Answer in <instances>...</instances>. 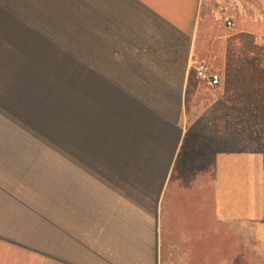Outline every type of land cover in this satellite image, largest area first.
Returning a JSON list of instances; mask_svg holds the SVG:
<instances>
[{"label": "rangeland", "instance_id": "1", "mask_svg": "<svg viewBox=\"0 0 264 264\" xmlns=\"http://www.w3.org/2000/svg\"><path fill=\"white\" fill-rule=\"evenodd\" d=\"M223 47L205 57L227 91L264 80L263 33ZM88 99L76 92V35L0 33V264H264V226L255 240L241 233L245 256L232 245L225 256L215 232L201 255L191 233L169 238L152 121ZM241 146L264 154V135L241 123Z\"/></svg>", "mask_w": 264, "mask_h": 264}, {"label": "crops", "instance_id": "2", "mask_svg": "<svg viewBox=\"0 0 264 264\" xmlns=\"http://www.w3.org/2000/svg\"><path fill=\"white\" fill-rule=\"evenodd\" d=\"M263 24L264 0H0V33L76 35L80 97L152 121L166 161L162 226L191 233L200 255L210 232L225 256L230 245L246 255L241 233L264 226V154L242 150L225 82L198 80L193 57L218 72L208 50Z\"/></svg>", "mask_w": 264, "mask_h": 264}, {"label": "trees", "instance_id": "3", "mask_svg": "<svg viewBox=\"0 0 264 264\" xmlns=\"http://www.w3.org/2000/svg\"><path fill=\"white\" fill-rule=\"evenodd\" d=\"M233 82L234 90L228 91L237 118L230 122H234L235 127L238 126L240 130L241 123H248L249 126L256 128L259 135H264V80L245 79ZM196 263L201 264V260L197 259Z\"/></svg>", "mask_w": 264, "mask_h": 264}, {"label": "built area", "instance_id": "4", "mask_svg": "<svg viewBox=\"0 0 264 264\" xmlns=\"http://www.w3.org/2000/svg\"><path fill=\"white\" fill-rule=\"evenodd\" d=\"M226 24L229 26L231 22ZM193 70L198 80L205 81L211 86L218 85L221 80L219 73L213 71L208 61L204 58L193 57Z\"/></svg>", "mask_w": 264, "mask_h": 264}, {"label": "water", "instance_id": "5", "mask_svg": "<svg viewBox=\"0 0 264 264\" xmlns=\"http://www.w3.org/2000/svg\"><path fill=\"white\" fill-rule=\"evenodd\" d=\"M157 264H158V257H157Z\"/></svg>", "mask_w": 264, "mask_h": 264}]
</instances>
